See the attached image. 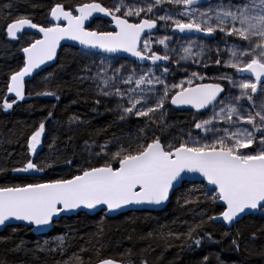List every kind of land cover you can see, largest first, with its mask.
<instances>
[{
	"label": "snow or ice",
	"instance_id": "snow-or-ice-1",
	"mask_svg": "<svg viewBox=\"0 0 264 264\" xmlns=\"http://www.w3.org/2000/svg\"><path fill=\"white\" fill-rule=\"evenodd\" d=\"M205 2L116 0L106 6L102 0H82L75 6L66 7L63 3L52 6L50 15L56 23L51 26H39L27 17L10 19L6 34L12 40L24 35L25 28L38 29L42 36L22 48L24 66L11 75L7 84V92L14 93L16 99L12 103L5 101V109L12 108L16 100L25 99V77L54 61L61 41L70 40L78 42L83 55L94 58L92 64L96 67L94 73L77 79L81 83L91 81L97 96L117 97L116 109L121 120L130 116L145 119L137 134L106 141L95 153L96 165L89 160L80 166L68 159L66 166L76 168L70 177L0 186V226L23 221L40 231L53 225L61 214L77 209L103 206L107 212H116L132 205L161 206L189 175H199L206 181L204 196L222 202L223 210L218 216H209V221L222 219L231 225L246 212L264 213V0L240 3L218 0L202 10L200 5ZM164 3L182 7L175 12L165 9L158 15L154 9ZM5 8H11V4L0 6V12ZM94 14L110 17L113 27L90 30L91 19L97 18ZM158 21L164 22L165 28L174 26V35L177 31L183 34L180 39L187 42L180 45L179 51L169 48L166 43L171 39L169 36L158 40L164 46L163 54L152 49V30L157 29ZM217 32L224 34L221 39L226 44L229 38H234L226 49L228 58L223 61L220 56L225 50L217 43V58L213 60L208 55L212 48L204 42L214 41L212 34ZM200 33L204 37H199ZM190 36L197 39H187ZM119 52L129 53L141 62L150 61L151 65L141 68L139 73L132 70L125 75L122 72L125 66L114 67L112 62L113 54ZM170 60L192 61L205 70L212 63L220 67L217 75L186 71V79L170 83L169 68L158 64ZM159 68L162 71L158 76L154 69ZM38 95L60 99L51 91ZM95 103L99 105L101 101L97 99ZM185 107L195 110L192 124L199 131L194 134L192 128H181L177 134H169L168 130L175 126L166 122L169 109ZM44 132L45 124L41 122L31 134L28 149L33 154ZM112 143L114 150L108 146ZM45 167L30 159L24 167L13 171L44 172ZM189 202L186 197L185 203ZM204 223L201 219L189 225L183 234L196 246L205 237L212 239L208 233L194 238ZM54 239L56 248L51 250L65 251L66 237L59 235ZM49 243L45 240L38 250H45ZM232 244L239 247L235 239ZM76 261L82 264L78 256ZM0 264L5 262L0 260ZM99 264L120 262L108 258Z\"/></svg>",
	"mask_w": 264,
	"mask_h": 264
},
{
	"label": "trees",
	"instance_id": "trees-1",
	"mask_svg": "<svg viewBox=\"0 0 264 264\" xmlns=\"http://www.w3.org/2000/svg\"><path fill=\"white\" fill-rule=\"evenodd\" d=\"M110 1L102 0V3L108 6ZM81 2L0 0V6L11 4V8L0 12V186L70 177L76 168L66 166V160L72 159L80 166L90 160L91 165H96L95 153L106 141L127 138L144 126L145 118L131 116L119 121L107 103H95L91 83L77 79L85 75L89 57L72 47L63 48L52 68L26 84L24 100H16L10 109L3 107L5 101H13L8 97L7 84L11 75L24 66L22 48L37 39L34 35H25L12 40L6 34V24L11 18L27 17L39 26H50L52 6L56 3L75 6ZM90 30H109V24L98 20ZM155 51L161 53L158 49ZM212 71L217 72L215 68ZM179 74L170 69L169 78L176 81ZM47 91L55 92L60 99L38 95ZM193 114L169 109L166 122L175 126L168 133L192 128L195 134ZM41 122L45 124V132L33 154L28 149V140ZM108 146L114 150V143ZM30 159L45 165V171H13L24 167ZM205 191L202 183L186 182L163 211L129 212L116 218H108L103 212L93 217L80 213L62 218L46 236H35L26 226L6 228L0 233V260L5 264H64L65 261L77 264L78 256L82 264H97L108 258L123 264L142 261L147 264H264V215L248 216L228 230L208 220L223 209L204 196ZM186 197L191 202L185 203ZM201 219L205 221L203 229L194 238L208 233L212 239L205 237L196 246L183 234L189 225ZM59 235L66 237L65 251H52L50 244L45 250H38L46 239L52 243V237ZM233 239L238 248L233 246Z\"/></svg>",
	"mask_w": 264,
	"mask_h": 264
},
{
	"label": "water",
	"instance_id": "water-1",
	"mask_svg": "<svg viewBox=\"0 0 264 264\" xmlns=\"http://www.w3.org/2000/svg\"><path fill=\"white\" fill-rule=\"evenodd\" d=\"M210 3H211V0H206V2L202 3L200 6H205V5H208ZM94 17H97V18L91 19V24L95 20H102V21H105V22H107L109 24V30L113 27V25L111 23H109L110 17H103L102 14H94ZM55 23H56V21H54L52 19L51 15H50V24L52 25V24H55ZM158 30H159V25L157 24V29H153L152 30L153 31V35H156L158 33ZM23 32H24V35H26V34L34 35V36L37 37V39L41 38V36H42V34H40L38 32V29L25 28L23 30ZM172 33H173V30H172ZM24 35L18 36V39L22 38ZM198 35H199V37H204L205 34L204 33H200ZM175 36H183V34H179L178 31H177V34ZM212 36L215 37V39L217 38V35L215 33H213ZM190 37L197 38L196 36H190ZM18 39H16V40H18ZM65 47H72V48H76L78 50L84 51L82 49V47L78 44V42L70 41V40H62L61 43H60V47L57 49V57H56V59L54 61L48 62L45 65H42L40 69L34 70V72L32 73L31 76L25 77V82H26L25 86H26L27 83L31 82L36 76H38L42 72L52 68L56 64V61H57V58H58V55H59L60 51L63 48H65ZM22 56H23V58L25 60L23 52H22ZM113 57L114 58L118 57V58H121V59H129V60H131L133 62H136L139 66L151 65L150 61L141 62L137 58L132 57L129 53L119 52V53L113 54ZM158 64H162V65L168 67L169 66V61L168 62H158ZM8 96L11 99H16L14 93H8ZM174 110L179 111V112H184V111L195 112V110H189L186 107L182 108V109H175L174 108ZM186 182H188V183H202V184L206 185V181H202V179H201V177H199V175H189V176H187L185 178V183ZM182 185L176 186L173 189V191L170 193L169 200L164 205H161V206H153V205L135 206V205H132V206H128L126 208H123L121 210H117L116 212H107L106 209L103 206H98L96 209H91V210L82 208V209L74 210L72 212H67V213L61 214L60 217L55 218V222L53 223V225H51L48 228L42 229L40 231L35 230L32 226L28 225L26 222H23V221H11V222H8L6 224V226H0V233L4 232L5 229L9 228V227L26 226V227L31 228L33 230L34 235L43 236V235L50 234L54 230L55 224L57 222H59L62 218L75 217V216H77L80 213H83V214H86L88 216L93 217V216L98 215L101 212H105V216L106 217H108V218H116V217H118L120 215L129 213V212H160V211L165 210L169 206L173 194L176 191H178L182 187ZM208 187H211V186H208ZM217 205L220 208H222L221 207L222 202H217ZM261 215H264V213L260 212L259 210H253L251 212H246L245 214H242L240 216V218L236 222L231 224V225H228V224L224 223L222 221V219H218L214 223L215 224L224 225L228 230H231L232 228H234L235 225H237L239 222H241L244 218H246L248 216L257 217V216H261ZM120 264H122V263H120Z\"/></svg>",
	"mask_w": 264,
	"mask_h": 264
},
{
	"label": "rangeland",
	"instance_id": "rangeland-1",
	"mask_svg": "<svg viewBox=\"0 0 264 264\" xmlns=\"http://www.w3.org/2000/svg\"><path fill=\"white\" fill-rule=\"evenodd\" d=\"M115 2H116V0H111L108 6H111ZM232 2L233 3H240V2H242V0H232ZM217 3H218V0H212L209 5L203 6V7H201V9L202 10H206L211 5H215ZM138 6H142V5H138ZM179 7H182V6H173V5H169L167 3H164V4L160 5L158 8H155L154 11L157 12L158 15H162L164 13L165 9L175 12ZM149 15H151V14H149ZM177 18H181V17H177ZM158 22L160 24V31L158 32V34L154 35L153 38H152V49L154 51L158 49L161 52V54H163L164 46L160 45L158 43V40L164 38L165 36H169V37H171V39L166 41V43L169 45V48H176L177 51H179L180 45L181 44H186L187 40H181L179 36H174L172 34V32H171V29H172L173 26L165 28L163 26L164 22H161V21H158ZM169 25H171V22H169ZM215 34L218 35V38L216 40H214V41L213 40H205L204 42L209 44V46L212 48V51L210 53H208V55H210L213 60L215 58H217L216 57V47H215V45L218 43L219 44V48L222 49V50H225L223 52V54L220 56L221 60L223 61V60L228 58V53H227L226 49L231 45V43L233 42L234 38H229L228 42L226 44L221 39L224 36L223 33H218L217 32ZM187 39H197V38L188 37ZM92 59H94V58L93 57H89V59H88V71L85 72V75L94 73L96 71L95 65L92 64ZM112 62H113L114 67H119L120 65H124L125 67L122 69V72L125 75L130 73L132 70H135L137 73H139L141 68H145L144 66H137L135 63H132V62H130L128 60H121V59H117V58L113 59ZM97 63H98V61H97ZM218 67H220V66H217L214 63H212L205 70V69L202 68V66L197 65V64L193 63L192 61H187V62L180 61V63H176V62H174V60H170V66L168 67L169 68V73H170V69H173V70L179 71L180 74H179V76H177V78L175 77V79H177L176 81L171 80L169 78V74H168V81L170 83H178L182 79H186V71H187V73H191L193 71L202 72V73H205L208 76L217 75L218 73L212 71V68H215L217 70ZM221 70H223V69H221ZM154 71L156 72V75L159 76L161 71H162V68L154 69ZM228 71H232V70H228ZM109 74H111V71L109 72ZM88 82L91 83V81H88ZM224 83L226 84L227 82L225 81ZM91 86H92V84H91ZM121 87L124 88V87H127V86L121 85ZM92 90H93V95H94L96 100L99 99L102 103H107L110 106V108L112 109V111L115 113V115L117 116V119L119 121H124V120H121L119 118L120 111L118 109H116V103L118 102V98L117 97L105 98V97H102V96H97L95 94L94 86H92ZM234 91L238 92V90H234ZM133 117H135V116H133ZM198 131L199 130H197V132ZM52 238H53V241H52V243H49V244H50V246L53 249H55L56 248V242H55V239H54L55 237H52ZM52 238H50V239H52ZM46 240H48V239H46ZM49 244L47 246H49Z\"/></svg>",
	"mask_w": 264,
	"mask_h": 264
}]
</instances>
